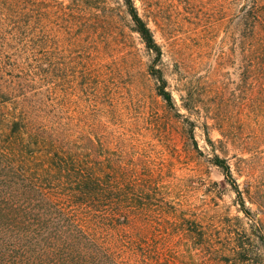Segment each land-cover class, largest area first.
Masks as SVG:
<instances>
[{
	"label": "trees",
	"instance_id": "16d2710c",
	"mask_svg": "<svg viewBox=\"0 0 264 264\" xmlns=\"http://www.w3.org/2000/svg\"><path fill=\"white\" fill-rule=\"evenodd\" d=\"M122 1L134 30L161 60L135 1ZM225 3L224 11L237 5L238 56L248 57L252 85L264 93V0ZM65 9L59 0H0V264H264V210L253 212L237 186L246 219L237 216L239 229L219 241L197 218L170 210L154 169L142 165V172L126 159L123 126L96 125L101 131L85 141L61 122L56 61L42 56L34 24ZM156 65L149 70L157 93L174 108ZM213 163L232 177L226 158L215 154Z\"/></svg>",
	"mask_w": 264,
	"mask_h": 264
},
{
	"label": "rangeland",
	"instance_id": "374dc122",
	"mask_svg": "<svg viewBox=\"0 0 264 264\" xmlns=\"http://www.w3.org/2000/svg\"><path fill=\"white\" fill-rule=\"evenodd\" d=\"M59 1L66 12L51 11L34 27L42 56L56 61L61 122L85 141L101 131L96 125L123 126L126 159L142 172V165L154 169L170 210L197 218L219 241L239 229L237 216L246 219L235 186L261 216L264 93L252 85L248 57L238 56L237 5L224 11L226 0H134L162 48L155 61L122 0ZM153 64L164 73L174 108L157 93ZM215 154L226 158L231 178L213 163Z\"/></svg>",
	"mask_w": 264,
	"mask_h": 264
}]
</instances>
